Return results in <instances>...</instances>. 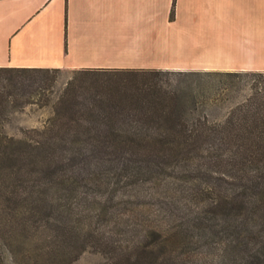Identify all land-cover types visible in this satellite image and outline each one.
I'll return each instance as SVG.
<instances>
[{"label":"trees","instance_id":"obj_1","mask_svg":"<svg viewBox=\"0 0 264 264\" xmlns=\"http://www.w3.org/2000/svg\"><path fill=\"white\" fill-rule=\"evenodd\" d=\"M58 70L0 68V243L13 260L70 264L92 249L105 264H264L263 72L78 70L121 72L127 87L71 82L52 100ZM243 77L223 121L198 114ZM33 105L54 115L9 136L10 114Z\"/></svg>","mask_w":264,"mask_h":264},{"label":"crops","instance_id":"obj_2","mask_svg":"<svg viewBox=\"0 0 264 264\" xmlns=\"http://www.w3.org/2000/svg\"><path fill=\"white\" fill-rule=\"evenodd\" d=\"M5 67L264 73V0H0Z\"/></svg>","mask_w":264,"mask_h":264},{"label":"rangeland","instance_id":"obj_3","mask_svg":"<svg viewBox=\"0 0 264 264\" xmlns=\"http://www.w3.org/2000/svg\"><path fill=\"white\" fill-rule=\"evenodd\" d=\"M92 74L66 69H59L52 73L51 75L56 78V83L52 87L53 94H51V99L55 100L71 82H74L80 89L109 95H120L127 87V77L121 72H100ZM242 74H245V72H242ZM217 81H220V79H217ZM251 84V77H243L241 80L237 79L236 85L232 89L224 90L220 95L214 94V100H210L206 104L201 105L198 114H206L211 121H223L231 105L241 101L247 95ZM53 115L54 112L51 106H26L10 114L11 120L6 125L5 132L11 137L22 139L25 137L26 131L44 128ZM0 252H2V257L4 258V261H0V264H20L19 261L13 260L10 257L3 242L0 243ZM106 261L104 255L88 249L70 264H105Z\"/></svg>","mask_w":264,"mask_h":264}]
</instances>
